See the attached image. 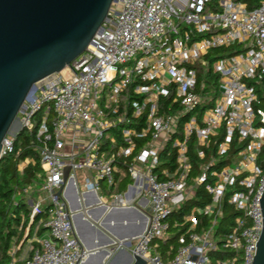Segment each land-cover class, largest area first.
Listing matches in <instances>:
<instances>
[{
	"label": "built area",
	"instance_id": "2783aa9c",
	"mask_svg": "<svg viewBox=\"0 0 264 264\" xmlns=\"http://www.w3.org/2000/svg\"><path fill=\"white\" fill-rule=\"evenodd\" d=\"M115 4L87 50L20 113L43 177L25 190L30 223L9 251L12 264L22 255L24 264H85L90 251L73 206L126 209L142 199L152 205L145 230L116 241V250L148 264H254L264 229V0L253 8L241 0ZM211 62L214 106L202 79ZM17 133L4 140L2 157L15 152ZM83 171L90 175L80 181ZM203 185L211 203L193 209L189 237L179 238L174 256L164 254L170 216ZM225 203L237 216L218 235ZM201 217L212 223L198 232Z\"/></svg>",
	"mask_w": 264,
	"mask_h": 264
},
{
	"label": "water",
	"instance_id": "95a60500",
	"mask_svg": "<svg viewBox=\"0 0 264 264\" xmlns=\"http://www.w3.org/2000/svg\"><path fill=\"white\" fill-rule=\"evenodd\" d=\"M117 2L118 0H0V161L3 159V142L12 134L11 131L25 108V102L36 92L38 84L64 72L87 50L108 21L113 5ZM22 131H18L17 136ZM68 173L69 169L66 170L65 178ZM61 194L62 190L58 192L59 196ZM261 206L264 217V195ZM80 208V205L74 208L77 213L72 215L77 231L76 219L86 220ZM151 212L152 205L142 214L146 221ZM111 216L112 213L107 221ZM104 225L110 228L109 222ZM93 249L89 250V257L96 254ZM105 254L111 256L110 252ZM100 264L148 263L138 255L121 250L108 263ZM254 264H264V229Z\"/></svg>",
	"mask_w": 264,
	"mask_h": 264
},
{
	"label": "trees",
	"instance_id": "16d2710c",
	"mask_svg": "<svg viewBox=\"0 0 264 264\" xmlns=\"http://www.w3.org/2000/svg\"><path fill=\"white\" fill-rule=\"evenodd\" d=\"M248 3L251 8L256 7L261 0H241ZM221 51L217 50L214 53L219 56ZM212 55V52H211ZM206 83L205 93H211L214 96V101L219 97V76L213 72L212 62L207 69V72L202 76ZM206 105L204 108L210 107ZM24 136L25 140L21 143L20 138ZM30 139L24 131L15 139V152L3 157L0 161V264H12V257L9 254L14 243H20L25 237L26 228L30 223L31 209L28 205V197L25 192L32 185L38 188L42 183L43 169L39 154L29 146ZM20 151V152H19ZM19 152V153H18ZM30 159L31 162L23 170H20V165ZM194 171L198 170L199 162L193 160ZM195 173V172H194ZM196 174V173H195ZM38 194L36 193L35 196ZM211 203V196L206 191L205 186H200L196 189L195 195L186 200L178 209H176L169 218L170 231L174 230L175 234L168 235L165 241L161 242V251L166 254V251L171 250V256L177 252L179 238L184 235L186 238L190 235V223H186L185 219L191 214L196 207H206ZM226 204L228 216L223 217L217 227L218 235H226L229 232L233 219L237 216ZM46 217V212L40 214L36 221ZM202 223L197 228L198 232L207 229L212 219L201 217ZM176 224V226H175ZM34 225H32L33 227ZM46 230L41 229L39 235H42ZM32 234L28 235L25 242ZM222 252V251H221ZM222 255H230L229 252H222ZM24 264V263H17Z\"/></svg>",
	"mask_w": 264,
	"mask_h": 264
},
{
	"label": "crops",
	"instance_id": "0c3cea01",
	"mask_svg": "<svg viewBox=\"0 0 264 264\" xmlns=\"http://www.w3.org/2000/svg\"><path fill=\"white\" fill-rule=\"evenodd\" d=\"M79 204L74 205L73 209L77 208ZM147 204V199H142L129 209H109L106 207L105 210V206L89 208L86 203H81L80 212L85 214L88 222L77 218L76 223L79 230L77 233L86 249L94 248L93 251H96V254L89 257L85 264L108 263L113 255L121 252V250L115 249L114 241L141 235L147 225V221L142 215L146 212ZM111 213L112 216L107 221V217ZM106 222H109L110 228L104 225ZM26 245L27 243H25L24 248L27 247ZM105 252H110L111 256L106 255ZM23 258V255L20 256L19 263H23Z\"/></svg>",
	"mask_w": 264,
	"mask_h": 264
},
{
	"label": "rangeland",
	"instance_id": "374dc122",
	"mask_svg": "<svg viewBox=\"0 0 264 264\" xmlns=\"http://www.w3.org/2000/svg\"><path fill=\"white\" fill-rule=\"evenodd\" d=\"M117 7H118L117 4H114V5H113L112 12H113L114 14H116V12H117ZM53 78H54V77H51V78H49V79H47V80H45V81L39 83V84H38V88H41V87L47 85L48 83H50V82L53 80ZM20 121H21V115L19 116V120H18V122L14 125V128H13L12 131H11L12 134H9V135H8L9 137H14V136H16V133L19 131L20 126H21ZM24 140H25V138H24V136H22V137L20 138L21 143L24 142ZM88 175H90V173H89L88 171L80 172V173H79L80 181H81L84 177H86V176H88ZM127 183H128V182H127ZM128 184H129V183H128ZM125 191H126V189H125V187H124L123 190H121L120 192L124 193ZM101 195L105 196L106 198L108 197V190H107V187H106V186H105V188H104V191L101 193ZM30 200H31V199H30ZM36 200H37V197H34V201H36ZM173 234H175V231H174V230H172V231H170V232L168 233V235H173ZM136 243H137V241L134 242V244H136ZM26 246H27V247H25L24 250H23V253H24V254H26V253L28 252L29 244H27Z\"/></svg>",
	"mask_w": 264,
	"mask_h": 264
}]
</instances>
